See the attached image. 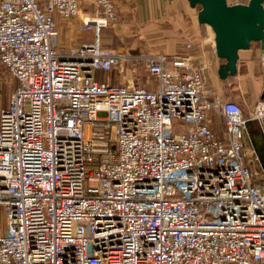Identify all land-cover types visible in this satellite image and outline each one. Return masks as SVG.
Here are the masks:
<instances>
[{
    "label": "built area",
    "instance_id": "obj_1",
    "mask_svg": "<svg viewBox=\"0 0 264 264\" xmlns=\"http://www.w3.org/2000/svg\"><path fill=\"white\" fill-rule=\"evenodd\" d=\"M87 1L91 40L62 47L58 21ZM117 20L115 0H0L17 81L0 115V264H264V174L244 145L248 121L264 135V99L244 117L189 55L144 58L154 89L98 81L138 61L100 46Z\"/></svg>",
    "mask_w": 264,
    "mask_h": 264
},
{
    "label": "crops",
    "instance_id": "obj_2",
    "mask_svg": "<svg viewBox=\"0 0 264 264\" xmlns=\"http://www.w3.org/2000/svg\"><path fill=\"white\" fill-rule=\"evenodd\" d=\"M87 3L91 5V2ZM115 5L119 15L123 19V23L131 22L136 26L138 25V38L151 35L154 37V43L159 46L151 49V52H146L145 56H141L140 54L132 55L136 60L143 59V65L147 74L148 71L145 66L144 58L154 55H164L168 58L189 55L192 58V62L201 68L205 85L211 89L217 90L218 95L221 96L223 100H234L237 102L240 108H242L241 110L245 113H249V116L254 112L258 102L264 99V54L260 48L259 42H252L256 43L257 46L250 47L248 50L239 51L236 75L221 80L218 76V70L225 65L226 61L219 59L216 56V52H212L211 49L204 44V40L199 39L196 32L192 35V32L188 31L189 25L186 23L183 14L185 6H189L187 0H115ZM70 22L58 21V33L63 31V29L67 30L68 26H72ZM140 26H142V28ZM106 28L107 27L102 28L100 33ZM82 33L83 35L86 34L84 31ZM194 37L195 40H193ZM187 41L192 43V50L186 49L185 44ZM138 62L140 61L133 64L127 63L123 73H120L117 69H113L111 72L115 71V76L110 79L109 76L103 75V82H108L112 85H123L131 80L134 83L143 84L146 88L154 89L155 82L149 74V79L141 83L139 78L135 77V74L131 72L133 68L135 69V65ZM256 71L262 73L260 78L257 79L258 87H250L247 89L245 84L249 79H253V75ZM101 74L104 73H98L96 79L97 76ZM225 87H227V91L223 92L222 90H224ZM253 125L257 127V133L249 130ZM260 132L261 129L258 123L251 122L250 126L246 128L244 145L250 157V169L252 172L257 173L254 167L258 164L264 174L260 162L258 161L257 163L252 160L253 154L257 157L251 145L253 141L252 134L257 135ZM217 135L224 137L225 133L223 132L222 135Z\"/></svg>",
    "mask_w": 264,
    "mask_h": 264
},
{
    "label": "rangeland",
    "instance_id": "obj_3",
    "mask_svg": "<svg viewBox=\"0 0 264 264\" xmlns=\"http://www.w3.org/2000/svg\"><path fill=\"white\" fill-rule=\"evenodd\" d=\"M88 2V1H87ZM87 2H82L80 5V10L78 12V17L71 21L70 25L68 26L67 30L63 29L58 33L59 35V42L62 47H68L72 45H76L82 42H86L91 38L90 34L83 35L82 26L85 21H93L97 20L101 17L100 12H98L95 8V5L91 2V5H88ZM249 0H226L228 6L233 5H246ZM86 4V5H84ZM200 6H196L194 8H190L189 6H185L183 10L184 19L188 26V31L195 34L197 33L199 39L204 40V44H206L212 52H215V45H214V33L210 27L206 25H200L197 21V14L200 11ZM118 14L117 23L107 26L106 29L102 31L99 35V42L100 46L106 50L118 52L121 54H127L132 56L140 54L141 56H145L146 52H151V49L159 47L154 43V37L151 35L145 36L143 38L137 37V28L133 23H123V19ZM95 22V21H94ZM98 23V22H95ZM193 26V27H192ZM142 28V26H140ZM193 28V29H192ZM91 40V39H90ZM195 40V37L193 38ZM257 46L256 43H252L250 47ZM135 65V77L139 78L140 82L143 83L144 81L149 79V75L146 73L143 59H139ZM257 70V69H256ZM116 72L113 71L107 74H101L97 76V79L103 81V75L109 76L110 79L115 76ZM262 75L261 72H255L253 75V79H249L246 82V87L249 89L250 87H258L257 79L260 78ZM100 76V77H99ZM17 86V81L15 78L7 71L4 65L0 63V115L3 110H5L8 106L9 99L11 94L14 92ZM213 89V88H212ZM227 87H225L223 92L227 91ZM215 93L218 94L217 90L213 89ZM233 101L234 100H228ZM237 103V102H236ZM259 103V102H258ZM242 109V108H241ZM244 117H249V113H245L242 111ZM212 124L214 131L222 135L224 132V123L223 120L219 117H212ZM250 131H257V127L251 126ZM250 153V149H249ZM257 162V161H254ZM258 163V162H257ZM255 172H257V179L260 180L263 171L259 167L258 164L254 167ZM4 222H5V215H4V207L0 205V231L4 229Z\"/></svg>",
    "mask_w": 264,
    "mask_h": 264
},
{
    "label": "water",
    "instance_id": "obj_4",
    "mask_svg": "<svg viewBox=\"0 0 264 264\" xmlns=\"http://www.w3.org/2000/svg\"><path fill=\"white\" fill-rule=\"evenodd\" d=\"M189 6H200L197 21L214 33L216 56L226 61L218 70L221 80L234 77L238 52L248 50L252 42H259L264 54V0H249L246 5L228 6L226 0H187ZM251 122L246 124L250 126ZM253 135L251 143L264 170V135Z\"/></svg>",
    "mask_w": 264,
    "mask_h": 264
}]
</instances>
